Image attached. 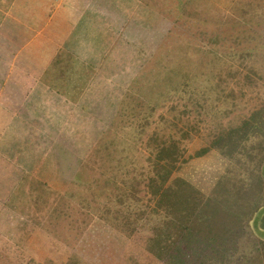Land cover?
Here are the masks:
<instances>
[{"label":"trees","instance_id":"trees-1","mask_svg":"<svg viewBox=\"0 0 264 264\" xmlns=\"http://www.w3.org/2000/svg\"><path fill=\"white\" fill-rule=\"evenodd\" d=\"M89 1L92 6L79 13V17L73 15L75 11L70 13L66 6H60L47 25L49 40L43 52L51 56L47 62L51 66L41 81L45 84L44 96L51 101L55 112L51 118L59 116L61 121L65 118L70 120V115L77 113L79 102H75V95L78 92L73 91L77 87L85 86L86 91V101L81 105L80 113L94 112L99 105V100L88 98L94 92L98 93V81L93 80L91 71L82 74L75 67L82 68L91 63L79 62L90 58L83 60L80 55L89 51L88 45L103 42L99 34L101 22L107 19L104 7L110 3L123 10L124 5L126 8L136 6L137 0H109L100 5H94L95 0ZM188 1L159 0L163 6V9H158L160 12L153 8L146 10L147 14L154 11L158 16L166 12L171 27L150 30L149 44L157 45V54L153 59L156 71L147 77L148 80L151 78L153 85L147 90V97L134 102V106L146 109L121 121L123 131L138 135L129 140L125 138V132L120 141L113 137L108 142L93 146L87 161L78 159L79 173L84 177L78 174L76 179L71 178L70 189L65 193L73 197L76 192L82 204L92 209V214L117 228L119 233L113 234V237L120 243L137 238L139 228L154 220L145 238L144 250L134 247L133 242V246L125 252L133 264L247 263L241 260L248 256L246 252H242V257H236V262L231 260L240 249V244L249 243L252 238L248 230L253 233L255 229L253 215L257 207H254L253 194L262 189L264 175L258 181L253 176L245 183L244 179L251 174L247 172L244 160L255 159V155L260 154L256 165L261 170L264 166V103L231 126L217 123L218 128L207 134V138L210 137L207 144L195 149L193 155H186L181 140L190 139L209 113L217 117L229 111L221 98L224 94L235 96L232 88L228 92L226 90L229 79L236 78L238 90L235 92L243 96L245 84H255L264 76L249 61L264 52V34L247 26L246 17L253 15L264 19V9L254 1L245 3L242 0L233 9L202 11L200 9L203 8L197 5L188 7ZM137 6L141 7L143 3ZM158 21L154 19L153 23ZM88 32L89 36H86ZM152 54L144 58L145 63L152 61ZM99 55L96 52L92 58ZM239 75H242V82L238 79ZM82 76L90 78L83 81ZM78 79L82 83L78 84ZM104 91L98 95H103ZM108 100L102 102L105 104ZM92 101L95 104L89 105ZM158 107L162 110L156 113ZM31 123L37 125V130L43 131L44 122L32 120ZM147 126L154 129L145 140L141 133ZM22 128L24 130L25 125ZM35 130L29 122L27 131L21 130L22 137L7 139L11 147L4 150L0 144V248L9 249L23 264H62L60 260L63 258L66 259L63 264H76L78 261L64 247L66 236L61 231L69 235V229L64 225L59 231L55 230L58 233L48 227L39 231L40 238L34 237L39 246L31 252L24 245L17 249L4 241V236L13 240L21 232L27 235V241L33 239V234L25 230L26 226L31 221L43 225L45 218L43 215L39 218L25 215L23 206L29 201L35 205L46 203L47 198L56 193L49 185V179L54 175L48 165L49 145L44 139L48 134L41 132L39 135L38 132L35 136ZM34 146L39 152L35 164L21 163V160H26L24 151ZM210 149H217L224 160L221 170L199 172L187 165L190 156L204 155ZM60 151H63L61 146L56 149L53 162L58 165L56 182L63 183L69 179L65 176L69 169L65 167ZM100 151L106 152L98 166L100 173L97 176L92 174L90 178V163L96 162L93 157ZM226 176L231 179L226 180ZM223 181H232L238 187L234 190L236 197L231 201L225 199L224 190H219V187H224ZM254 183L259 184L260 189L257 186L248 192ZM259 195L256 198L260 201ZM111 202L112 205L109 204ZM237 203L240 206L236 212H230L229 208ZM53 210L60 213L58 205ZM48 218L51 216L48 215ZM82 222L87 223L85 219ZM253 241L252 247L257 252L254 260L257 264H264V243L258 246L261 241L258 235Z\"/></svg>","mask_w":264,"mask_h":264},{"label":"rangeland","instance_id":"rangeland-1","mask_svg":"<svg viewBox=\"0 0 264 264\" xmlns=\"http://www.w3.org/2000/svg\"><path fill=\"white\" fill-rule=\"evenodd\" d=\"M104 1L109 0H95L94 5L96 3L100 5ZM241 1L242 0H190L188 1V7L189 5H197V7L203 8L200 9L202 11L218 10L219 12L224 9H233L234 6H239ZM253 1L258 3V7L261 6L260 8L264 9V0H245V3ZM138 3H143V6H137ZM150 8L160 12L158 9H163V6L159 0H137L136 6L126 8L124 5L123 10H119L114 5L107 3V6L104 7V13H107V19L104 22H101L103 24L100 28L101 34H99L103 42H97L95 44L92 43V45H88L91 47H88V52L80 53V55L83 57V60L86 59V57H90L85 61L79 60L80 63L86 61L91 62L82 67L84 69L76 66L78 63L75 64L76 67L72 66V68H79L78 70L81 71L82 74L87 73L86 71H91L94 75L93 80L96 79L98 81V93L94 92L88 97L89 99L93 98L94 100L100 101L98 107L94 109V112L85 114L83 111L80 113L81 105L86 101L84 98L86 94L84 88L85 86L77 87L73 90L78 92V94L75 95V102H79L80 105L78 104L76 108L77 113L75 115H70V120H66V118L62 121L58 120L59 116L56 118H51V116L55 115V112L52 109L51 101L48 102L49 104L44 106L45 114L43 118L45 120L43 119V131L36 130L34 131V135L38 132L39 135H41V132L48 134L47 137L45 135L44 139L46 138L45 140L49 146L47 144H45V146L47 145L49 149L47 152L49 154L48 158L50 159L48 165L50 167V171L54 175L49 179V185L50 188H52L56 193H52L47 198L46 203H39V205H35L33 201H29L26 206H23L25 208V215H30L37 218L43 215V219L45 218L43 222L44 224L38 225L31 221L28 226H26L25 230H29L30 233L33 234V239L30 241L28 240L29 242L27 241V235H24L22 232L19 234V236H17L18 238H15L16 240H11L4 236V241L9 245L17 249H20L24 245V248L28 250V252L34 251V247L39 246L35 241L36 238H34L35 236L40 238L39 231L45 227H48L49 230L55 231L57 229V231H59L61 229V225H64L67 229H69V231H67L69 235L64 231H61V234L66 236V239H64V247L67 249L68 253L71 255L73 254V257L78 261L76 264H133L132 261H129L125 252L133 246V242L134 247L144 250L145 238L149 233L150 225H152L154 222L153 219L149 220V222H146L145 224L143 223L144 226L139 228L140 232L137 234V238L126 239V242L120 243L113 237V234L119 233L117 228L113 227L110 222L99 220L95 214H92V209L90 210V208H87L82 204L80 201V196L76 192L75 196L73 197L65 195V193L67 189H70V179L73 177L76 179L79 177L78 174H81L79 173L81 170L78 159H85L87 161L93 146H97L101 142L105 143L106 140L108 142L113 137H116V140L120 141L119 138H123V135H125L126 132L123 131L121 127L122 119H128L129 116L138 115L140 112L146 109L145 107L134 106V102L142 100V97H147V90L150 89L151 85H153L151 78L148 80L147 77H149V73L155 74L156 71L155 62L153 59L157 54V45L149 44V34H151L150 30L157 31L163 27H171V24L169 23L170 19L166 18V16H168L166 12L161 13L165 14L166 16L160 14L158 16L154 11L151 12L155 13L153 15H151V13L147 14L146 10H150ZM19 11H21V9ZM246 17L248 21L247 26L253 27V29L264 34L263 18L253 15H247ZM154 19H159V21L153 23ZM86 36H89V32ZM90 49L93 50L91 51ZM96 52H98V54L100 53V55L92 58ZM150 53H153L151 58L152 61H150V63H145ZM259 54L261 55L260 57H256L255 59L250 58L249 61L250 64H253L256 66V68L260 69L264 75V52H260ZM72 68L71 71H73ZM141 73H145L143 74L144 76ZM77 76L80 75L77 74ZM239 77V81L242 82V75H239ZM86 78L89 79L90 77L82 76L83 81H86ZM137 78L139 79L137 80ZM160 78L166 81L169 80L165 77ZM235 81V77L229 79L226 86L227 92L230 91V88H232L235 96L224 94V96L221 97L222 104L225 108L227 107L229 111L223 115L218 114L217 117H213L216 115L209 113V115H207L205 118L206 121L201 123L200 129L195 134H193L190 139L181 140L180 138L181 145L185 147L186 155H193L195 149L207 144L210 139V137L207 138V134L210 130L215 128L217 129L218 125L221 123L223 125L231 126V124H235L240 120V118L250 114L253 109L260 107V105L264 103V76L261 79H257L255 84H245L243 88L245 95L243 96H240L238 92H235L238 90V85L235 84ZM93 82L97 84L95 81ZM80 83H82V81L78 79V84ZM103 90H105L103 95H98L100 91ZM51 97L54 98L53 96ZM110 98L114 99L111 100ZM104 99L109 100L104 104L102 102ZM92 104L95 103L92 101L89 105ZM161 110L162 109L158 107L156 113ZM217 123L218 125L216 126ZM9 127L10 125L7 127V130L11 131ZM2 128L3 127L0 126V131ZM153 129V126L145 127L144 131L141 133V136H143V138L146 140ZM137 135L138 134L136 133L132 135V133L126 132L125 138L130 140L132 139V136L136 137ZM5 138L6 140L4 142H1L3 140L0 139V144L2 145L1 148L4 150L11 147L7 141V139H10V137ZM11 139H13V137H11ZM32 140L33 138H31V141ZM109 145L111 146V144ZM60 146L63 149L62 152L60 151V153L63 154L61 155V159L63 160L65 167L69 169V171H67L65 174V176H69V179L63 183L56 182L57 178L59 177L57 169L58 165L55 161L53 162V160L56 159V149ZM142 148L145 149L144 147ZM24 150L25 149H23V151ZM24 153L23 154L26 160H20L21 163L26 164H28V162L34 163L39 155L38 149H35V146L34 148H29L27 151L25 150ZM105 153L106 152L100 151L99 155L93 157V161L96 162L90 163V178L92 174L97 176L100 173L98 166L101 164V158L103 154L105 155ZM259 158L260 154H256L255 159L244 160V164L247 167V172L251 174L249 178L247 176V178L244 179V181L246 180L245 183L249 182V180H251L250 178L253 176H255L256 181H258V178H261V176L264 175V166L261 170V168L257 167L256 165ZM223 162L224 160L218 155L217 149H210V151L204 155H200L198 157L190 156L186 163L188 166L193 167V169L196 171L200 172L207 170L209 173L221 170L223 167ZM70 170H73V172L71 173ZM82 177L84 176L82 175ZM225 179L230 180L231 177L226 176ZM233 183L234 182L232 181H223L224 187H219V190H224L226 192L225 199L228 201H231L236 197L234 190L238 187L233 185ZM263 183L264 182H261L262 189L260 192L257 190L255 194H253V202H255L254 207H257L254 208V210H256L253 215V220H255L253 225V227L255 226V229H253V233L258 235L261 239V241L258 242L259 247H261V242L264 243ZM257 186H259L260 189V185L254 183V185L249 188L248 192L254 190L257 188ZM259 193L260 201L256 198ZM109 204L112 205V202ZM56 205L59 206L60 213L53 210V207ZM239 206L240 204L237 203L236 206H231L229 211L235 213ZM48 215H50L51 218H48ZM84 219L87 221L86 224L82 222ZM57 231H55V233H58ZM248 231L252 238L250 239L249 243H247L246 240H243L246 243L240 244V249L236 251L234 256H232V262H236V257H242V252H246L248 256H246V258L242 257L241 260H246L248 264H257L254 260V256L257 252L254 247H252L255 235L252 233L251 229ZM51 233L54 234L52 231ZM1 246L2 241H0V247ZM8 250L9 249L1 250L0 248V264L24 263L22 260L15 257V254ZM258 251L262 252L263 250ZM61 252L63 253L62 250ZM250 254H252V256ZM52 255H54V253H52ZM260 256L263 255L260 254ZM141 258H143V256H141ZM55 259L57 260L56 257ZM65 260L66 259L63 258L60 261H62L61 263L63 264ZM247 263L244 262L243 264ZM161 264H163V262H161ZM216 264L221 263L217 262Z\"/></svg>","mask_w":264,"mask_h":264},{"label":"crops","instance_id":"crops-1","mask_svg":"<svg viewBox=\"0 0 264 264\" xmlns=\"http://www.w3.org/2000/svg\"><path fill=\"white\" fill-rule=\"evenodd\" d=\"M90 2L0 0V126L3 127L0 131V139L3 140L1 142L6 140L5 137H22V131H27L29 122L37 130L38 127L32 125V120L43 122L44 106L49 104V99L44 96L45 84L41 79L51 66L47 64L51 56L44 54L43 49L44 45L48 44L47 25L54 12L64 5L70 13L73 10V15L79 17V13L92 6ZM6 123L7 127L10 125L11 131L7 130Z\"/></svg>","mask_w":264,"mask_h":264}]
</instances>
